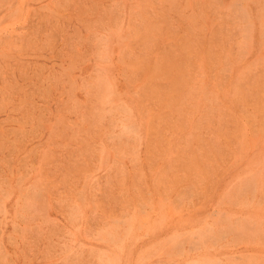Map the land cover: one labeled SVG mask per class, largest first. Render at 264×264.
Returning <instances> with one entry per match:
<instances>
[{
	"label": "rangeland",
	"instance_id": "obj_1",
	"mask_svg": "<svg viewBox=\"0 0 264 264\" xmlns=\"http://www.w3.org/2000/svg\"><path fill=\"white\" fill-rule=\"evenodd\" d=\"M0 264H264V0H0Z\"/></svg>",
	"mask_w": 264,
	"mask_h": 264
}]
</instances>
